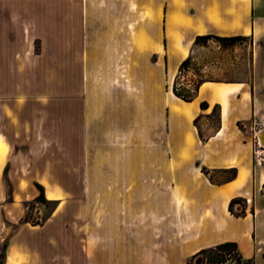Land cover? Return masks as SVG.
Here are the masks:
<instances>
[{
    "label": "crops",
    "instance_id": "1",
    "mask_svg": "<svg viewBox=\"0 0 264 264\" xmlns=\"http://www.w3.org/2000/svg\"><path fill=\"white\" fill-rule=\"evenodd\" d=\"M16 1L39 4L35 18L55 22V94L62 108L70 101L73 147L86 157L74 168L80 192H71V204L54 198L43 224L21 223L7 239L3 264H189L225 243H236L249 264H264L263 174L250 137L264 125V0L4 3ZM93 16L102 21L91 23ZM26 32L5 30L0 19V86H8L0 100L7 99L2 116L10 124L25 115L19 97L28 101L33 93ZM209 34L252 37L249 77L205 81L184 100L174 93V77L195 39ZM115 115L119 132L105 122ZM7 132V125L0 129ZM7 138L13 148L15 138ZM1 143L0 177L9 162ZM97 148L114 152L97 157ZM47 179L30 178L44 188ZM146 179L148 189L141 187ZM31 194L40 195L35 183ZM236 200H248L253 211L235 213Z\"/></svg>",
    "mask_w": 264,
    "mask_h": 264
},
{
    "label": "rangeland",
    "instance_id": "2",
    "mask_svg": "<svg viewBox=\"0 0 264 264\" xmlns=\"http://www.w3.org/2000/svg\"><path fill=\"white\" fill-rule=\"evenodd\" d=\"M4 1L0 0L2 11L0 19L3 28L8 31L11 30V32L24 29L27 31L25 40L26 49H28L27 56L32 64L30 90L33 93L28 101H25L26 99L23 96L19 97L20 102L25 105L19 107L18 111L24 112L25 115L12 117V124L2 116L1 105L3 103L7 104V99L0 100V129L7 125V134L11 138H15L14 147L12 148L9 145L7 134L0 133V141L7 143L9 149L7 155L9 162L0 177V228H4V224L8 228L7 231L0 229L2 230L0 231V264L4 263L7 239L19 228L20 224L23 222L43 224L57 205V201L47 197L46 187L44 188V200L39 199L40 189L39 197H33L31 184L37 183L31 182V176L36 174L45 176V179H47L46 177L51 178V180H47L61 190L62 203L71 204V192H80V182L74 168H78V161L86 157V150L73 147L69 117L70 101H65L62 108L57 102L55 94L56 37L54 20L44 21L35 18L40 16V12L43 10L39 4H17L16 1L11 5L4 3ZM164 9L166 11L165 7ZM14 12H20L22 15H13ZM97 21L101 22L102 20H97V17L90 19L91 23ZM220 37L227 39L221 40ZM166 39L165 37V41ZM177 40H179V37ZM253 45L254 40L252 37L243 35H219L218 37L211 34L210 39L197 40L196 38L191 44L189 56L186 59L188 64L184 69L182 64L179 66V71L182 69V72H177L174 77V84L177 85L180 91L191 94L197 93L199 86L205 81L247 78L250 73V56ZM0 89L7 91L8 86L1 85ZM9 112L12 114L11 111ZM63 112L65 115L67 114L68 118L63 119ZM217 116L218 108H215L213 122L217 121ZM106 119L107 121H105ZM106 119L102 117L101 122H107L112 132L120 131L119 117L115 115ZM98 120L100 118L97 117L96 124ZM197 123L201 127L198 121ZM240 126L245 129L243 123ZM263 128L264 125L257 123L252 131ZM208 134V129L203 127L201 136L206 138ZM250 137L253 142L252 151L255 163L258 164L263 174L261 193L264 195V143L259 146L255 142L254 134H250ZM112 139H114V136ZM95 151L97 157H107L109 152H114V150L98 148ZM0 153L5 155V148L2 143ZM123 154L125 157V150H123ZM73 160L76 161L75 166ZM98 183H94L96 187L100 186ZM134 184L135 182H128V188H134ZM150 184V180L146 179L144 180V186L141 187L148 189ZM161 184L164 187V183L161 182ZM112 188L119 189V182H113ZM17 192L29 193L25 197ZM247 201H234L232 203L233 211L239 215H243L249 207L253 211V204ZM13 202L16 203L14 205L16 210L9 211V207ZM237 203L239 207L236 208ZM241 207L243 208L241 209ZM221 249L223 248H209L200 253L201 255L191 259L189 264H220L227 252ZM235 253L239 255L238 251H235ZM245 264H249V262L245 261Z\"/></svg>",
    "mask_w": 264,
    "mask_h": 264
},
{
    "label": "trees",
    "instance_id": "3",
    "mask_svg": "<svg viewBox=\"0 0 264 264\" xmlns=\"http://www.w3.org/2000/svg\"><path fill=\"white\" fill-rule=\"evenodd\" d=\"M218 37H219V36H218ZM210 38H211V35H210V34H209V35H200V36L197 37V40H198V39H210ZM220 39L222 40V39H227V38L220 37ZM187 64H188V61H187V60H185V61L182 63V65L184 66L183 69L185 68V66H187ZM180 70L182 71V69H180ZM173 90H174V93H175L177 96L181 97V98L184 99V100H192V99H194V98L197 96V93L187 94V93H185V92H183V91H180L179 88L177 87V85H175V84H174V86H173ZM197 92H198V91H197ZM201 105L204 107V106H206L207 104H206L205 102H202ZM37 186H38L39 189L41 190V195H40L39 199H40V200H44V199H45V194H44L45 190H44V187H43V185H41V184H39V183H37ZM233 202H234V201H233ZM231 209H232V203H231ZM232 210H233V209H232ZM216 248H223V249H221V250H225V251H227V252H232L233 250H237V251H238V248H237V244H236V243H225V244H221V245L216 246ZM199 255H201V254H199ZM199 255H198V256H199ZM4 259H5V258H4ZM202 259H203V258H202Z\"/></svg>",
    "mask_w": 264,
    "mask_h": 264
},
{
    "label": "built area",
    "instance_id": "4",
    "mask_svg": "<svg viewBox=\"0 0 264 264\" xmlns=\"http://www.w3.org/2000/svg\"><path fill=\"white\" fill-rule=\"evenodd\" d=\"M182 71L180 70L179 73H181ZM262 129H259L258 131H253L252 134H254V137L256 139V144L258 143V145L262 146L263 141L261 140V136L258 134L259 131ZM255 145V143H254ZM235 251L237 250H233L232 252H224V256L225 258L220 262V264H245V260H243V258L240 255H236Z\"/></svg>",
    "mask_w": 264,
    "mask_h": 264
},
{
    "label": "bare ground",
    "instance_id": "5",
    "mask_svg": "<svg viewBox=\"0 0 264 264\" xmlns=\"http://www.w3.org/2000/svg\"><path fill=\"white\" fill-rule=\"evenodd\" d=\"M262 130H263V129H262ZM262 130H260L259 133H258L260 136H261V132H262ZM261 140H262L263 143H264V138H263V137H261ZM45 184H46L47 189H48V190H47V192H48V198H50V199H54V198L60 197V196L62 195L61 191L58 190V189H56V188H54V187L51 185L50 182L46 181Z\"/></svg>",
    "mask_w": 264,
    "mask_h": 264
}]
</instances>
